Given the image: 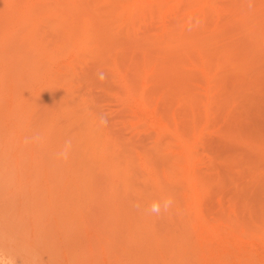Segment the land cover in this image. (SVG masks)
I'll return each instance as SVG.
<instances>
[{"label": "rangeland", "instance_id": "rangeland-1", "mask_svg": "<svg viewBox=\"0 0 264 264\" xmlns=\"http://www.w3.org/2000/svg\"><path fill=\"white\" fill-rule=\"evenodd\" d=\"M0 253L264 264V0H0Z\"/></svg>", "mask_w": 264, "mask_h": 264}, {"label": "clouds", "instance_id": "clouds-1", "mask_svg": "<svg viewBox=\"0 0 264 264\" xmlns=\"http://www.w3.org/2000/svg\"><path fill=\"white\" fill-rule=\"evenodd\" d=\"M98 78L103 81L105 79V73L104 72H98L97 73ZM102 124H106V120H101ZM32 140L36 143H39L41 141L40 136H35L32 138ZM27 142V141H26ZM71 148V141H66L64 149L59 152L58 158L61 159L63 162H67L69 160V152ZM173 199L172 198H163L162 200H153L151 204L147 208V212L152 215L160 216L161 213H167L172 207H173ZM134 207L139 209L141 205L139 203L134 204ZM0 264H15V261L11 257H7L4 254L0 253Z\"/></svg>", "mask_w": 264, "mask_h": 264}]
</instances>
